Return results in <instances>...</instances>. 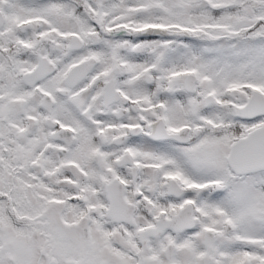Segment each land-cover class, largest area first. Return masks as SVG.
<instances>
[{"label": "snow or ice", "instance_id": "obj_1", "mask_svg": "<svg viewBox=\"0 0 264 264\" xmlns=\"http://www.w3.org/2000/svg\"><path fill=\"white\" fill-rule=\"evenodd\" d=\"M0 264H264V0H0Z\"/></svg>", "mask_w": 264, "mask_h": 264}]
</instances>
